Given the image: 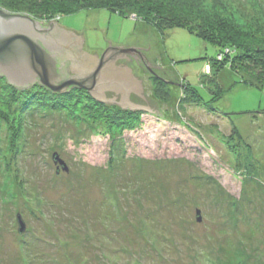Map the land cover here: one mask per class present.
<instances>
[{
  "label": "rangeland",
  "instance_id": "obj_1",
  "mask_svg": "<svg viewBox=\"0 0 264 264\" xmlns=\"http://www.w3.org/2000/svg\"><path fill=\"white\" fill-rule=\"evenodd\" d=\"M112 1L0 0L81 36L98 60L134 48L111 68L128 67L153 100V78L171 91L162 117L0 76V264H264V86L252 87L264 59H234V73L210 62L264 50V0H149L156 16L160 1L189 6L212 44L135 12L70 10Z\"/></svg>",
  "mask_w": 264,
  "mask_h": 264
},
{
  "label": "water",
  "instance_id": "obj_2",
  "mask_svg": "<svg viewBox=\"0 0 264 264\" xmlns=\"http://www.w3.org/2000/svg\"><path fill=\"white\" fill-rule=\"evenodd\" d=\"M82 43L81 36L57 23L43 25L28 15L0 9V76L9 83L26 87L37 81L56 94L78 86L107 105L144 108L163 117L158 102L146 96L141 79L128 67L111 68L112 60L133 55L134 48L109 47L98 60L82 52ZM19 224L23 228L20 219Z\"/></svg>",
  "mask_w": 264,
  "mask_h": 264
},
{
  "label": "trees",
  "instance_id": "obj_3",
  "mask_svg": "<svg viewBox=\"0 0 264 264\" xmlns=\"http://www.w3.org/2000/svg\"><path fill=\"white\" fill-rule=\"evenodd\" d=\"M138 1H140V0H138ZM148 3H149V0H144L142 3L133 5V4H129V3H122V2H119L118 0H113L112 2H109V3L101 2V3H91L89 5L87 4L86 8L85 7L79 8L78 6H71L70 10H71V12H77L78 10H81V9L107 10V11H110L112 13H116V14L122 16V17H128L129 13H134L135 12L136 13L135 14L136 17L143 18V19L147 20L148 22L152 21V22H149V23H152V24L154 23V19L158 18V20L162 21L163 23L156 24V25H157V27L160 28V30L163 29V32H165L168 29H172V28H184V29L188 30L189 32L193 33L194 35H196L198 38L202 39L203 41L211 43L210 41L207 40V36H205L206 34H202V36H200L201 32L204 33L205 31H207L208 28H201L200 27L199 28L200 31L199 30L197 31V29H194L192 27L193 25H200L202 23L201 22L202 18L192 17L191 9L189 8V6H187V5L185 6V5H182L180 3V4H178V6H173V7L170 6V7L166 8V7L162 6V1H160L158 3L159 6H157V9H158V12L162 13V14L159 15V16H156V15H154L151 12L152 9L148 7ZM153 4H155V3H153ZM150 7H151V5H150ZM64 12H67V11H64ZM60 13H63V12H60ZM64 14L65 13H63V15ZM207 27H209V26L207 25ZM223 38H225V36H223ZM259 40L260 39H255V41H257V42H259ZM257 42H253V43H257ZM216 43H217V45L220 46L219 49L222 52H223V50H225V47L226 48L227 47H231L229 44H223V40L219 41L220 44H218V42H216ZM229 52L230 53L234 52V53L231 56L223 54L222 55L223 58H222L221 61H214L216 58L215 59H210L211 63H213V64L215 63L216 64V68H217L218 71L221 72L226 67H229L231 72L234 73V70L232 69V65H231V62L234 59L235 60L242 59V60H244V62H251V61H253L255 59L262 60V62H263V59H264V50H258V51L245 50L244 52H241L242 54H240V52H237L233 48V49H229ZM218 54H221V53L219 52ZM240 55L242 57H239ZM252 58H255V59H252ZM229 61H230V63L228 65ZM153 79L152 80H153L154 83H152V87L154 88V94H153L154 97H155L154 99L156 101H159L162 98L164 100L171 99L170 98L171 91H170V88L167 87L166 82L163 81V80H159V79L156 80L155 78H153ZM253 81H255V80L253 79ZM237 83H240V82H237ZM258 83L259 84L252 85V87L259 88V87L264 86V82H258ZM243 84L250 85V84H253V83H248V82L244 83L243 82ZM10 86L14 87V85H10ZM159 86H161V87L158 88ZM183 86H184V89L186 91H190V92L195 91L194 92V97H195L194 101L197 103V105L204 104L201 95L194 88H192L187 83L185 85H183ZM41 89H44L45 91H47L46 88H41ZM72 89H79V90L83 91V88H79L77 86H73V87H70L66 92H63L61 94H66V93L68 94ZM53 95L54 96H58V98L63 96V95L56 94V93H54ZM64 97H66V96H64Z\"/></svg>",
  "mask_w": 264,
  "mask_h": 264
},
{
  "label": "bare ground",
  "instance_id": "obj_4",
  "mask_svg": "<svg viewBox=\"0 0 264 264\" xmlns=\"http://www.w3.org/2000/svg\"><path fill=\"white\" fill-rule=\"evenodd\" d=\"M42 86V85H41ZM15 87H17V86H15ZM26 87H28V86H26ZM73 87V86H72ZM78 87V86H77ZM21 88H25V87H21ZM45 88V87H44ZM79 88H81V87H79ZM100 101V100H99ZM103 102V101H102Z\"/></svg>",
  "mask_w": 264,
  "mask_h": 264
},
{
  "label": "flooded vegetation",
  "instance_id": "obj_5",
  "mask_svg": "<svg viewBox=\"0 0 264 264\" xmlns=\"http://www.w3.org/2000/svg\"><path fill=\"white\" fill-rule=\"evenodd\" d=\"M52 24V23H51ZM69 32H71V31H69ZM128 55V54H127ZM131 61V60H130Z\"/></svg>",
  "mask_w": 264,
  "mask_h": 264
}]
</instances>
